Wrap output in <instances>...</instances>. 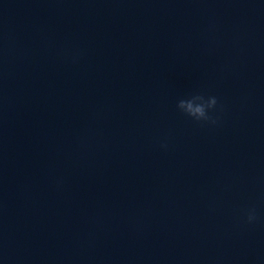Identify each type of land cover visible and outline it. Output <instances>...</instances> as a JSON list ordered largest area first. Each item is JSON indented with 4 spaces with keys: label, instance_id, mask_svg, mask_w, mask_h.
<instances>
[{
    "label": "clouds",
    "instance_id": "9594fccd",
    "mask_svg": "<svg viewBox=\"0 0 264 264\" xmlns=\"http://www.w3.org/2000/svg\"><path fill=\"white\" fill-rule=\"evenodd\" d=\"M176 107L192 120L209 125H216L218 123L219 117L213 113H215L218 108L222 111V106L219 105L216 96L205 95L200 92L193 93L188 98L179 99ZM161 147L166 148L167 144H161ZM245 215L246 223L248 224H254L258 219L254 207L249 208Z\"/></svg>",
    "mask_w": 264,
    "mask_h": 264
}]
</instances>
